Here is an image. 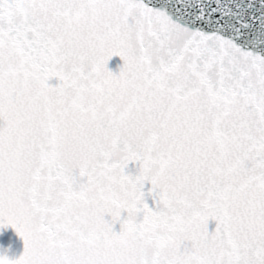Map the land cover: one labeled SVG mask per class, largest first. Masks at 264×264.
Wrapping results in <instances>:
<instances>
[{
	"label": "snow or ice",
	"instance_id": "6c2138e0",
	"mask_svg": "<svg viewBox=\"0 0 264 264\" xmlns=\"http://www.w3.org/2000/svg\"><path fill=\"white\" fill-rule=\"evenodd\" d=\"M0 264H264V0H0Z\"/></svg>",
	"mask_w": 264,
	"mask_h": 264
},
{
	"label": "water",
	"instance_id": "95a60500",
	"mask_svg": "<svg viewBox=\"0 0 264 264\" xmlns=\"http://www.w3.org/2000/svg\"><path fill=\"white\" fill-rule=\"evenodd\" d=\"M122 63L119 59V57H113L110 61H109V65L108 67L113 70V71H116L117 70V65ZM117 229H118V225L116 226Z\"/></svg>",
	"mask_w": 264,
	"mask_h": 264
}]
</instances>
